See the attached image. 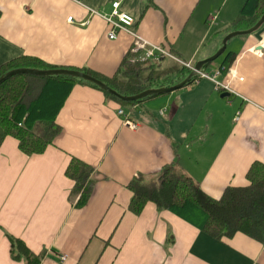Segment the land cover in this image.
Segmentation results:
<instances>
[{"label":"crops","instance_id":"1","mask_svg":"<svg viewBox=\"0 0 264 264\" xmlns=\"http://www.w3.org/2000/svg\"><path fill=\"white\" fill-rule=\"evenodd\" d=\"M246 1L0 0V70L36 59L118 83L136 67L142 77L155 79L146 90L173 87L191 73L180 62L195 67L213 57L231 32L248 30V21L236 24ZM115 2L134 18V34L177 61H143L144 51H135L136 39L127 32L109 39L106 18ZM214 27L224 32L221 39H213ZM231 45L215 69L211 63L203 70L220 71L216 82L194 79L135 104L88 83L69 87L61 80L30 79L33 94L68 95L56 118L61 132L44 153H23L12 136L1 143L0 264H28L13 259L9 236L39 257L38 264H264V242L242 233L216 239L194 223L191 212L180 215L152 202L139 214L130 211L129 184L137 178L151 183L166 166L175 165L219 200L228 188L247 187L251 166L264 164V40L247 35ZM229 54L235 60L225 70ZM182 67L183 77L169 74L174 83H164L166 73ZM120 108L136 129L125 126ZM73 158L94 169L83 206L66 175Z\"/></svg>","mask_w":264,"mask_h":264},{"label":"trees","instance_id":"2","mask_svg":"<svg viewBox=\"0 0 264 264\" xmlns=\"http://www.w3.org/2000/svg\"><path fill=\"white\" fill-rule=\"evenodd\" d=\"M263 15L264 0H247L241 11V16L236 22L237 27L242 26L241 23H244V21H248L245 27L247 29L252 28ZM234 60V55L229 54L227 56L223 63L225 70L230 68ZM24 61L18 64L10 63L2 67L0 77L11 70L19 68L57 69L36 59H26ZM127 65L128 61L124 62V66L127 67ZM184 70L186 69L182 67L177 71L166 73L165 78L167 79L164 83L167 81H169L168 84L174 83V79H168L167 76L169 74L172 76L177 72L178 76L183 77ZM140 71L138 68L133 67L125 73L127 76L129 75L128 78L118 83L116 78L107 80L89 72L85 73L103 81L119 94L129 97L145 91L150 86L151 81L155 80L152 79L153 77H142L144 75L141 76ZM182 77L179 78V81ZM33 78L47 82L61 80L63 84L67 85L76 81L88 83L70 77L19 75L0 86V146L3 139L12 136L19 141V148L27 155L44 153L60 134L61 127L57 125L56 118L68 95L33 94L32 85L29 83V80ZM194 79L196 81L197 78ZM69 87H72V85ZM34 88L36 89V86ZM105 93L109 98L120 101L109 93ZM138 102H132L131 104ZM93 173L94 169L92 167L76 158H73L69 164L66 175L75 182L74 192L80 194L79 206L85 205L90 197ZM247 179L249 181L247 187L228 188L219 200H215L191 179L180 173L175 165L166 166L158 179L151 183H146L142 178H137L129 184V189L133 193L130 211L139 214L148 202H152L159 209L169 210L180 215L191 212L195 217L193 219L194 223L216 239L232 238L237 233H242L263 243L264 164L254 163L247 174ZM9 239L14 260L24 258L28 264H38L40 258H36L22 241L10 236Z\"/></svg>","mask_w":264,"mask_h":264},{"label":"water","instance_id":"3","mask_svg":"<svg viewBox=\"0 0 264 264\" xmlns=\"http://www.w3.org/2000/svg\"><path fill=\"white\" fill-rule=\"evenodd\" d=\"M247 35H254L260 42L264 40V15L254 27L248 30H244V31H235L233 33H230L228 36H226L222 42V47L220 48V50L213 57L208 58L207 60L198 62L196 66L194 67V69L189 74V76L185 80H183L181 83H179L178 85H175L169 88L146 90L138 95L131 96V97H125L119 94L117 91L110 88L106 83H104L103 81L89 74H86L81 71L67 70V69L37 70V69L21 68V69L12 70L6 73L5 75H3L2 77H0V86L4 84L6 81H8L9 79L15 76H19V75H33V76H38V77H70V78L82 80L90 84H93L97 86L98 88H100L101 90L109 93L110 95L116 97L117 99L123 102H129V103L137 102V101L143 100L151 96L174 92V91L184 88L194 78H196L199 72L203 71L207 65L213 63L220 56L224 54L227 48V44L231 39L238 37V36H247ZM262 49L263 47L261 45L257 47V50H262Z\"/></svg>","mask_w":264,"mask_h":264},{"label":"built area","instance_id":"4","mask_svg":"<svg viewBox=\"0 0 264 264\" xmlns=\"http://www.w3.org/2000/svg\"><path fill=\"white\" fill-rule=\"evenodd\" d=\"M119 7H120V3L119 2H115L113 4V12L111 17L106 18L107 22L111 25L112 27V31L109 32L108 37L111 40H115L117 38V32L118 31H123V32H127L128 34H131L134 36V38L136 39V52L139 51H144V56L142 57L143 61H147L149 59H153V58H160V57H170L174 60L177 61V59L173 58L167 51H165L164 49L160 48V47H156V46H148L140 37H138L136 34L133 33L132 28L135 24V20L134 18H132L131 16L124 14V13H120L119 11ZM116 19L112 20V19ZM68 21L71 23L73 22L72 18H69ZM180 62V61H178ZM185 68L189 69L190 71H192L194 69L193 66H191V64H185L180 62ZM220 75V71H217L216 73L212 74H208L204 71L199 72L198 76L196 77V81L198 82L199 80H203V79H208L211 80L213 82H216V78ZM242 80V79H241ZM217 86H219V88L223 89V90H227L228 91V87L224 86L222 84L217 83ZM119 116L124 118V124L125 126H127L128 128L134 130L137 128V124L131 120L129 118V114H127L124 110H119L118 111ZM67 260V256H61L60 261L61 263H64Z\"/></svg>","mask_w":264,"mask_h":264},{"label":"rangeland","instance_id":"5","mask_svg":"<svg viewBox=\"0 0 264 264\" xmlns=\"http://www.w3.org/2000/svg\"><path fill=\"white\" fill-rule=\"evenodd\" d=\"M205 1H206V0H205ZM230 7H231V3L229 4V6H227V12L225 13V17H227L228 9L230 10ZM214 15H216V13H214ZM217 29H218V28L214 27V30H213V32H212L213 39H215L217 35H219V36H220V39H221V37H222V35H223V33H224L222 30H217ZM231 30H232V29H231ZM217 31H218V32H217ZM216 32H217L218 34H217ZM231 33H233V32H231ZM227 36H228V35H227ZM223 39H225V37H224ZM240 40H243V36L235 37V38L231 39V40L229 41V43H230V45H231V44H233V43L240 42ZM222 42H223V40H222ZM228 47H229V50H230V49H231L230 46H228ZM231 47H232V45H231ZM221 57H222V56H221ZM221 57L212 63V69H215V66H218V65L222 62L223 59H222ZM119 110H123V109L120 108ZM119 110H117V111H119ZM117 113H118V112H117ZM123 122H124V118H123Z\"/></svg>","mask_w":264,"mask_h":264}]
</instances>
